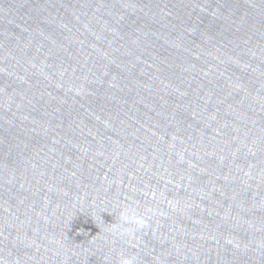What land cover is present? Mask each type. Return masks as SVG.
Wrapping results in <instances>:
<instances>
[{"label": "water", "instance_id": "obj_1", "mask_svg": "<svg viewBox=\"0 0 264 264\" xmlns=\"http://www.w3.org/2000/svg\"><path fill=\"white\" fill-rule=\"evenodd\" d=\"M121 256L264 264V0H0V264Z\"/></svg>", "mask_w": 264, "mask_h": 264}, {"label": "clouds", "instance_id": "obj_2", "mask_svg": "<svg viewBox=\"0 0 264 264\" xmlns=\"http://www.w3.org/2000/svg\"><path fill=\"white\" fill-rule=\"evenodd\" d=\"M121 221L123 224H131L135 226V230H139L146 226L144 220L137 218V216L130 210L125 209L121 216ZM124 235H131L130 231H125ZM120 264H138L137 258L134 256H121Z\"/></svg>", "mask_w": 264, "mask_h": 264}]
</instances>
